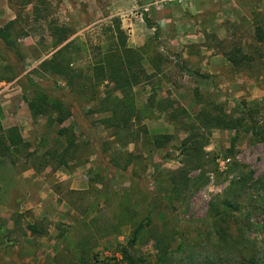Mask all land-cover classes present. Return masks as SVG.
<instances>
[{
    "label": "rangeland",
    "instance_id": "rangeland-1",
    "mask_svg": "<svg viewBox=\"0 0 264 264\" xmlns=\"http://www.w3.org/2000/svg\"><path fill=\"white\" fill-rule=\"evenodd\" d=\"M27 1L0 0V27L15 22L11 50L0 38V135L17 126L32 144L20 159L0 154V264H128L124 250L136 264H157L158 240L166 237L170 243L167 264H198L201 255L214 250L209 211L212 203L220 205L223 199L234 202L230 233L247 245L261 243L264 136L208 128L198 115L204 110L215 113L218 107L239 117L251 106L264 107V58H257L253 68L238 69L224 55L234 43L256 55L255 25H264V0H188L160 7H148V0H47L52 15L74 30L68 40H75L73 67L92 73L100 50L114 44L109 30L114 18L121 20L128 46L141 52L142 65L152 76L134 87L133 100L136 107H149L154 114L134 117L119 135L116 128L101 122L112 111L102 110L98 101L76 102L64 79L36 71L64 44L54 47L46 21L36 20L33 4ZM22 77L66 98L73 104L72 116L64 124L49 116H34L28 104L34 94L29 91L24 98ZM104 89L102 85L100 91ZM262 113L260 123L264 109ZM62 127L76 133L80 147L65 157L66 139L59 135ZM143 129L152 135L172 134L173 141L166 148L144 152ZM192 131L205 134L201 139L207 142L205 169L189 170L180 151ZM120 151L143 152L146 159L130 163L128 174H120L108 164ZM30 152L35 154L27 156ZM48 152L55 156H46ZM236 162L247 165L245 172ZM132 167L139 171L137 176L131 175ZM249 171L253 178L237 187ZM98 175L108 178V194L93 210L90 206L104 186ZM173 175L178 183L187 184L184 195L174 207L165 199L158 201L132 242L136 225L149 209L139 188L159 193L172 184ZM122 202L125 207L132 203L136 218L122 216ZM40 221L46 223L48 235L20 231ZM60 223L73 230L76 243L82 242L79 252L58 246ZM255 254L234 264H251ZM259 255L256 263L264 264V254Z\"/></svg>",
    "mask_w": 264,
    "mask_h": 264
},
{
    "label": "trees",
    "instance_id": "trees-1",
    "mask_svg": "<svg viewBox=\"0 0 264 264\" xmlns=\"http://www.w3.org/2000/svg\"><path fill=\"white\" fill-rule=\"evenodd\" d=\"M36 1V2H34ZM27 4H33V14L36 20H44L47 23V29L49 35L53 40L54 47H60L51 58L44 60L36 71L44 74L45 76H52L60 79H64L66 83L71 87V91L75 93V101L78 103L98 101L101 109L104 111H112V116L106 119H102L101 122L109 128H116V135H119L124 128H128L130 121L134 117L136 119H143L145 117H151L154 112L148 107H144L142 110L135 106L133 98V89L136 85L142 83L147 78L151 77L142 65V55L137 49H133L128 46V35L125 29L122 27L121 20L114 18L112 25L109 27L111 31V38L114 40V44L105 50H100L96 56V60L92 65V73L87 74L82 69H78L72 66V52L75 40H68L74 33L72 27L61 24L56 19L50 9V4L47 0H28ZM149 26H152L149 19H146ZM15 22H9L4 27H0V38L5 42L6 47L12 49L11 32ZM159 31H156V35L159 36ZM255 40L257 42L256 55L255 53L246 52L245 48L238 43L231 45L228 51L224 52L226 59L233 65L234 68H253L257 58H264V25L261 22H257L255 25ZM201 78H208V75L194 71ZM16 76H19L16 73ZM22 90L25 94L32 91L34 96L28 101L31 112L34 116H49L50 120L64 124L73 114V104L66 98L58 95L55 91L50 90L40 83L29 79V81L22 77L20 79ZM104 85V91H100V87ZM122 94L121 97L116 94ZM261 105H255L248 108L239 117H231L227 115L222 109L216 107L214 112H207L206 110L199 113V117H204V121L208 128H222L231 129L236 132L252 133L256 136H264V120L259 121V116L263 114ZM153 112V113H152ZM146 128V127H145ZM3 130V129H1ZM143 146L144 152H152L157 149L168 147L173 141L172 134H156L152 135L147 129H143ZM59 135L66 139V146L62 156L66 154H73L79 147L78 138L76 133L72 131L70 127H62L59 130ZM205 138V134L201 131H192L188 137H186L180 146L186 166L189 170H201L205 169L207 161L203 158V155L208 154L203 150L207 142L201 143V139ZM238 135L232 139V145L234 146L237 141ZM32 146L31 142L25 141L20 131V128L13 126L4 130L0 135V154L2 156H15L17 159L19 155H23L24 150H28ZM35 152H30L27 156L34 155ZM55 156L53 153L48 152L46 156ZM45 159V156L44 158ZM144 153L135 152H118L115 153L108 161L111 168L120 174L127 175L130 163H141L145 160ZM16 163V160H12ZM66 163V161H64ZM64 163V164H65ZM237 168L244 171L247 165L241 163H235ZM43 165L42 163L40 164ZM40 170V168H38ZM131 175L137 176L139 171L132 167ZM245 172V171H244ZM247 177H240L237 187H244L249 180L253 177L252 171L247 172ZM123 175V176H124ZM98 181L104 186L97 194V200L91 205V209H96L100 200H102L108 193V178L98 175ZM186 179V177H184ZM264 184V178L260 180ZM259 184V181H258ZM187 184L178 183L176 176H172V184L164 190L156 194H150L146 190L140 189L141 195L145 196L149 203V209L147 215L139 224L136 225L134 230V236L132 242H135V238L138 233L144 227V219H149L151 211L155 208L158 201L165 199L171 207L175 206V203L180 200L184 195ZM220 205L215 203L211 204L209 214L213 220L215 244L214 250L209 254H203L198 258V264H234L236 259L244 260L246 255L250 254H264V240L261 243L255 241L253 245L245 244L240 237H234L229 230V222L232 217L231 208H233L234 202L227 199H223ZM220 203V202H219ZM132 203L126 207L122 202V216H128L136 218L137 212L133 208H130ZM129 211V212H128ZM18 217H23L22 214H18ZM60 231L58 230V246L66 249H74L79 252V245L82 242H75L72 237V232L67 224L60 223ZM22 234L27 235H48L49 230L44 221L28 223L25 227L21 228ZM170 234L169 232H165ZM168 236V235H167ZM159 247V259L157 264H167L169 257V237L158 240ZM253 256L251 264L256 263L257 255ZM124 255L128 259V264H136L135 260L131 258L129 251L124 250ZM80 256V255H79ZM81 257V256H80ZM85 262V259L81 260ZM90 262V261H89ZM94 264V263H93Z\"/></svg>",
    "mask_w": 264,
    "mask_h": 264
},
{
    "label": "built area",
    "instance_id": "built-area-1",
    "mask_svg": "<svg viewBox=\"0 0 264 264\" xmlns=\"http://www.w3.org/2000/svg\"><path fill=\"white\" fill-rule=\"evenodd\" d=\"M148 1H149V4L147 5L148 7L149 6L160 7L167 3H174V2L183 3L188 0H148Z\"/></svg>",
    "mask_w": 264,
    "mask_h": 264
}]
</instances>
